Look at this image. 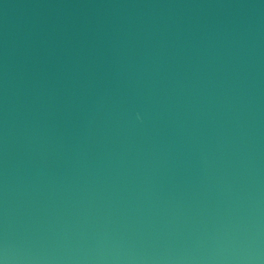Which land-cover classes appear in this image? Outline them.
<instances>
[{
  "label": "water",
  "instance_id": "1",
  "mask_svg": "<svg viewBox=\"0 0 264 264\" xmlns=\"http://www.w3.org/2000/svg\"><path fill=\"white\" fill-rule=\"evenodd\" d=\"M2 264H264V0H0Z\"/></svg>",
  "mask_w": 264,
  "mask_h": 264
},
{
  "label": "snow or ice",
  "instance_id": "2",
  "mask_svg": "<svg viewBox=\"0 0 264 264\" xmlns=\"http://www.w3.org/2000/svg\"><path fill=\"white\" fill-rule=\"evenodd\" d=\"M0 264H2V262H0Z\"/></svg>",
  "mask_w": 264,
  "mask_h": 264
}]
</instances>
